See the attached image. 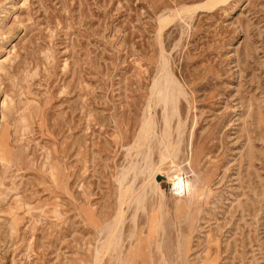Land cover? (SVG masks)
<instances>
[{
  "label": "rangeland",
  "instance_id": "374dc122",
  "mask_svg": "<svg viewBox=\"0 0 264 264\" xmlns=\"http://www.w3.org/2000/svg\"><path fill=\"white\" fill-rule=\"evenodd\" d=\"M148 260L264 264V0H0V264Z\"/></svg>",
  "mask_w": 264,
  "mask_h": 264
},
{
  "label": "bare ground",
  "instance_id": "6f19581e",
  "mask_svg": "<svg viewBox=\"0 0 264 264\" xmlns=\"http://www.w3.org/2000/svg\"><path fill=\"white\" fill-rule=\"evenodd\" d=\"M211 5V4H210ZM209 5V3H206V4H204V5H201V6H198L197 8H200V7H205V9H206V7H210L211 8V6ZM197 6V5H196ZM194 8V7H193ZM196 9V8H195ZM189 11V10H188ZM165 17V16H164ZM163 17V18H164ZM169 17V16H168ZM162 22H164V20L162 21ZM162 22H161V24H162ZM159 37V36H158ZM164 81L166 82V86H164L165 87V93H163V94H161L160 95V97H158L157 99H159V100H161L162 101V106H163V109H162V111H163V116H162V121H163V131H162V133H163V136L162 137H164L163 139H162V142H163V151H161L160 153H161V159H160V164L156 167V168H153V165H152V163H150L149 161H148V159H147V157H146V155L144 156V159H143V161L145 162L144 163V169L145 170H147L148 171V176L149 177H151V180H152V182H154L155 183V185H156V179L155 178H153V174H152V172H154L155 170H161L162 168H161V166H162V164H163V162H164V159L165 158H168L169 159V161H172L173 162V154H174V148H173V146H172V144H171V142L166 138L167 137V135H168V125H169V117H168V114H167V112H166V107H165V105H166V103H167V101H169V103H170V108L171 109H174L175 108V100H176V96H177V93H179L180 91L178 90V89H174L172 86H170V91H168V89H167V85L168 84H170L172 81H171V79L169 78V77H165L164 78ZM152 90L154 91L155 90V92H160V90H161V87H159V86H157L156 85V81L154 80L153 81V84H152ZM151 133V118L150 117H146L143 121H142V123H141V126L139 127V129H138V132H137V134H136V136H135V139H134V145L135 146H139L141 143H143V142H145L146 140H147V138H148V136H149V134ZM130 150V149H129ZM128 154V153H127ZM175 156V155H174ZM171 162V163H172ZM133 166L134 165H132V164H128L127 165V167L125 168V171H124V173L122 174V178H121V180H119V183H121V181H122V179L124 178V175H125V173L127 172V170L128 169H130V168H133ZM169 167V166H168ZM168 167H166L165 169H163V171L164 172H166L167 170H168ZM172 167H173V170H171L172 171V173H173V176H174V180H172L171 181V183H172V187H171V192L172 193H174L175 194V196L176 197H178V198H180L181 196H182V194L183 193H186V195L188 196V198H192V197H194V196H196V193H197V190H198V187H195V186H193L192 187V184H191V182L189 181V179L188 178H183L182 176H181V173H182V169H181V167H180V164L179 163H172ZM187 167H188V170L192 173V174H195V171H194V169L191 167V165H190V163H189V161H188V164H187ZM138 171H142L141 169H139ZM121 176V175H120ZM128 193L131 191L130 190V187L128 188ZM127 193V194H128ZM185 195V196H186ZM123 194H121L120 195V197H119V199L121 200L122 198H123ZM181 199H183V198H181ZM138 200V199H137ZM178 206H181V203H179L178 204ZM121 208V207H120ZM121 215L122 214H120V211H118V213H117V215L114 217V219H113V224L110 226V230H109V232H108V237L110 238L109 239V243H107V244H105L104 245V247H103V249H101L100 250V252L99 253H101L102 255L104 254V253H106L105 252V248L106 249H108V247L110 246V244H111V242H114L115 240H116V235H115V233H114V229H115V226H116V224H119L120 223V221H121ZM148 227L150 228V230H154L156 227H157V223H156V221H155V219L153 218V217H151L150 218V220H149V225H148ZM104 238H107V236L106 237H104ZM116 243V242H115ZM114 246V245H113ZM117 246H118V244H117ZM115 247V246H114ZM112 248V247H111ZM110 250V249H109ZM101 258V257H100ZM97 259V258H96ZM121 259V258H120ZM119 259V260H120ZM99 261V260H98ZM101 261V260H100ZM96 262H97V260H96ZM97 264V263H96ZM100 264V263H99ZM148 264H151L150 263V261L148 260Z\"/></svg>",
  "mask_w": 264,
  "mask_h": 264
}]
</instances>
